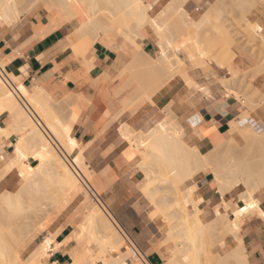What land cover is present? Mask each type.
<instances>
[{
  "label": "bare ground",
  "instance_id": "1",
  "mask_svg": "<svg viewBox=\"0 0 264 264\" xmlns=\"http://www.w3.org/2000/svg\"><path fill=\"white\" fill-rule=\"evenodd\" d=\"M41 1L47 3L49 11H61L69 19L77 17L80 26H78L72 37L75 40L78 39V42H74L73 40L75 44L72 45V48L79 56H82L89 50L92 44L100 37L110 40L122 33L112 23L98 19V13L102 9L99 8L101 7L100 5H103V9L113 14L114 17H117L124 26H132L133 24L135 30L129 33L132 37L139 36L134 38L142 39L139 31L146 29L155 43L156 57L153 58L143 52H138L139 54L132 58L133 61L129 62L130 65L125 66L128 67L126 72L132 76L134 75V77L142 71L151 74L152 72H160L159 75L161 74L164 78L162 81L165 82L164 84L181 79L183 85L186 87L201 89L202 86L200 87L195 80H192L183 71L181 72L182 69L180 70V68L183 65V59L180 55H185L193 68L201 69L204 66L203 60L206 55L211 53L209 50L212 47H218L217 51L219 53L216 50H212V52H216H214L216 57L213 53L211 54V57L214 56L212 59L215 58L216 66L218 64V67L224 69L227 67L229 71L228 75L231 76L230 78H223L221 83L219 82L220 86L228 91L230 95H234L235 93L234 85H237V87H240V84L244 85L243 83L251 80L256 72L257 74L258 72L261 73L260 70L264 73L263 59V61L261 60L263 66L261 68L259 66L260 70L258 69V71H255L257 69L255 68V72H240L239 69L233 66L231 59L234 57V54L230 48L233 44V36L225 33L222 27L220 31L217 29V38L211 39L213 36L211 37L206 34L221 19L223 10L229 0H216L197 20H192L183 11L182 4L185 0H179L178 14L173 11L175 7L172 6L178 0H170L169 4V0H155L151 4H146L143 0ZM24 2L28 1L24 0ZM36 2L37 0H35ZM26 4L21 8L23 9ZM31 4L30 2L28 6L32 7L33 4ZM25 9L28 11V8ZM20 11L15 0H0V26L14 25L23 12V10L21 13ZM254 13L256 14L257 12L252 11V14ZM158 15L163 19H157ZM253 19L255 23L252 26L249 23L250 20L248 21L251 29H249L248 25L249 28H247L245 35H247L246 37L249 42L258 40L259 49L257 51L259 50L258 53L260 55L256 54L258 55L256 58L260 60L263 56L262 52H264V36L262 35L264 34V16H253ZM219 33L222 34L221 41L218 40L219 36L221 38ZM206 35L210 39L208 37L205 38ZM252 43L254 44V42ZM224 45L225 51L222 53L223 50L221 52L220 50L224 48ZM220 46H222L221 49L219 48ZM125 67H123V70ZM248 72L254 74L251 75L249 73L248 75L252 78L249 76V79L246 78L248 81H246L244 76L247 77L248 75L246 76L244 73ZM240 75L244 78V82L242 79H238ZM162 77L161 79H163ZM239 80H241L240 83ZM151 81L153 82V79ZM126 91H128V96L124 102L126 104H134V107H139L146 102H150L157 89L151 88L148 84L137 80V85H123L120 92ZM68 95L66 96L69 97L72 94ZM72 97L74 98V95ZM234 97L236 98V96ZM248 101L247 103L244 101L243 104L246 105L249 112L243 113L239 121L229 123L226 140L232 136L245 135L248 141H251V149L254 146L258 147L254 148L258 149L256 158L248 162L243 161L238 163L234 160L230 165L227 164L222 168L216 165V172L212 174L217 191L221 196H224L230 190L242 186L245 190L241 195L238 194V196L240 195L238 199L244 202L245 207L253 202L256 204V208H249L245 212H240L233 219H228L226 215L216 214V218L207 221L198 210V205L202 202V199L197 195L196 188L186 187L179 189L178 187L186 179L193 177L204 169H209L207 160L192 147L194 141L196 142L201 139L202 130L200 127L189 123V125L193 126L194 131L192 135L187 136L181 125L173 121L170 115H166V119H163L164 121L151 128L147 133L135 132L129 125H124L120 128L119 135H121L125 142V148L121 152L124 154L123 158L125 156V158L131 161L132 165H136L148 179V185H145L146 187L142 192L146 197H150L155 208L150 214V218L157 225L159 231L166 235L164 245L171 241L175 244L170 257L163 264H248L247 255H245L243 244L239 237L241 218L253 213H257L262 219L264 218V215H261L262 211L259 208L258 202L253 197L257 190L264 187V134L254 128L242 125V123H246L245 120L249 119V113L253 112L254 102L253 100L252 102H250L251 100ZM53 104L42 89L34 88L29 90L19 79L8 74L3 64L0 63V117L6 115L10 119L9 128L0 127V143L3 139H8L13 134L17 135L13 143L12 157L6 160H4V157H0L3 161L2 169H0V179L12 171H16L18 177L22 180L21 187L15 193H0V211L2 212L0 214V264H49L47 263L48 252L51 250L55 234L45 235L43 240L30 252L26 259H22L17 251L23 244L24 239L38 227L40 220L33 224L25 223L24 229L13 226V228L7 229L11 219L22 210L24 203L23 196L28 195V202L33 207L34 217H36V213L40 212L42 209L40 207L43 206L36 208L38 205H36V201L39 202V200L34 196L40 180L43 179L42 183L51 186L49 194L45 199H48L53 205H56L69 194L75 192L81 184L87 187L85 189L87 194L91 195V197L93 194L90 190V187L93 190L91 185L92 179L86 175L89 169L84 162L81 151L78 150L79 152H76L79 149V145L74 139V135H72V124L75 120L76 112L71 109L72 116L65 121ZM68 105L72 108L71 103ZM68 105L66 104L65 106ZM17 147L20 149L19 155L17 154ZM74 152L77 154L70 158ZM32 160L37 164L36 168L30 164ZM156 169H159L160 172L158 173ZM168 170L172 173V176L174 175L173 179H169L171 175H167ZM170 188L172 193L168 192L167 194L166 192ZM164 190L169 198V193H171L172 198L163 197L157 199L154 197L155 194ZM94 203L95 205L92 206L86 204L91 207L87 209L86 216L72 233V239L76 243L77 248L68 251V255L71 258L70 264H148L118 226L114 218L108 213V210L102 204L96 203L95 200ZM223 206L225 207V204ZM173 219L176 220L174 225L167 224L166 220ZM9 226L11 225L9 224ZM214 233L219 235V239L216 237V241L220 240L223 236H232L235 240V245L223 255L218 253L217 255L213 254L211 249H209L211 246L206 247L207 244L204 246L200 238L205 235L208 236V234L211 236ZM222 241L224 240L219 241L218 244ZM88 244L90 247H95L94 252H91L90 247L87 248Z\"/></svg>",
  "mask_w": 264,
  "mask_h": 264
},
{
  "label": "crops",
  "instance_id": "2",
  "mask_svg": "<svg viewBox=\"0 0 264 264\" xmlns=\"http://www.w3.org/2000/svg\"><path fill=\"white\" fill-rule=\"evenodd\" d=\"M27 1V4L24 1L17 4L20 13L22 10L23 12L14 25L0 26V63L8 74L19 79L29 90L42 89L54 104L62 108L64 119L69 118L71 109L75 110L72 135L79 145L76 152L81 151L91 172L95 194L146 262L163 264L170 257L172 247L163 244L165 235L150 218L154 208L142 192L148 185V179L136 165H132L125 156L123 158L124 154L121 152L125 148V142L119 135L120 128L129 125L135 132L147 133L163 121L166 110H169L187 136L193 134V126L201 128V139L195 142V146L200 153L207 154L225 142L229 122L237 121L249 109L220 86L221 80L228 75L224 68L215 69L216 79L220 83L214 81L210 84L207 93H203L205 90L202 88L188 89L180 79H176L166 83L153 95L150 102L132 110L124 109L123 102L128 91H120L130 80V74L126 72L128 67L125 66H129L132 58L140 52L150 57L155 55V44L150 33L146 29L140 30L142 39L125 32L110 40L100 37L89 50L79 56L72 48L76 42L72 36L79 26L77 17L69 19L61 11H49L46 2L35 3V0H30L32 4L35 3L30 7V2ZM143 1L151 4L155 0ZM215 1L185 0L182 9L192 20H197ZM169 2L170 0L168 4ZM24 3L26 6L22 9ZM258 7L264 11V2L258 4ZM234 56V65L239 70L248 71L257 67V61L249 51L237 49ZM186 74L189 75L188 72ZM189 77L193 80L190 75ZM194 80L198 84L202 83L201 77ZM254 83L264 95V73L256 77ZM69 102L72 108L68 105ZM194 113L196 114L191 118ZM251 113L242 125L263 129L264 100L256 104ZM7 121L6 115L0 117V127H6ZM16 136L13 134L0 144V157H4V160L12 155ZM2 162L0 158V169ZM30 164L36 163L32 160ZM212 174L211 169H204L186 179L182 187L196 188L197 195L202 199L198 210L207 221L216 218L218 213L233 219L241 208H245L244 202L238 199L245 189L240 186L221 196ZM21 185L22 180L17 172L12 171L0 179V193H15ZM78 197L79 194L76 193L68 195L40 223L18 248L20 257H27L45 235L55 234L47 263H71L68 251L73 250L76 243L69 238L84 213L77 202ZM253 197L260 210L264 211V187L257 190ZM263 219L257 213L241 218L239 237L248 264H260L264 260ZM67 240L69 241L65 243ZM234 245V238L227 236L225 245L219 247V251H229Z\"/></svg>",
  "mask_w": 264,
  "mask_h": 264
},
{
  "label": "rangeland",
  "instance_id": "3",
  "mask_svg": "<svg viewBox=\"0 0 264 264\" xmlns=\"http://www.w3.org/2000/svg\"><path fill=\"white\" fill-rule=\"evenodd\" d=\"M21 1H24V0H15L16 2V5L21 2ZM37 1H41V0H37ZM249 1L248 3L244 0H229L228 3L226 4V7L225 9L223 10V13H222V16H221V19L217 22L216 26L214 28H212L211 30H209L206 34L210 35L212 38L211 39H214V38H217L218 35V30L220 31V28L222 27V29L224 30L225 33H227L228 35H232L233 38H232V41H233V44L230 46L233 54H234V51L237 50V49H244L245 51H249L250 55L256 59L257 61V69H255V71H258V69L260 70V68L263 66L262 64L264 63V52H262V57L261 59L259 60L258 58H256L258 55L256 54H259L257 49H259V42L258 40H253L252 42H254V44L250 41L247 40V35H245L247 33V28H249L251 25L253 26V23L254 22V19H253V16H264V11H261L258 7V4H262L264 2V0H247ZM251 1V2H250ZM179 2V3H178ZM176 2H174L173 4H175ZM174 6L173 8V11H175L176 14H178V10H179V4H180V1L178 0L177 3ZM101 7L99 8H102L99 13H98V19L99 20H103V21H106V22H110L113 24V26L117 27L121 32H125V33H130L132 32L133 30H135L134 28V25L132 24V26H124L123 23L121 24V22L117 19V17H114L113 14H110L109 12H107L105 9H103V5H100ZM171 6V7H172ZM259 10L261 11L259 13ZM252 11H256L257 13L255 14H252ZM172 12V11H171ZM163 17V15H162ZM157 19H163L161 17H159V15L156 17ZM250 20V21H249ZM248 21L250 24H248ZM220 24V25H219ZM123 25V26H122ZM249 25V27H248ZM80 26V25H79ZM219 28H218V27ZM239 28V29H238ZM251 29V27L249 28ZM248 29V30H249ZM213 30V31H212ZM227 30V32H226ZM211 31V32H210ZM230 32V33H229ZM221 33V32H220ZM219 33V34H220ZM238 33V34H237ZM241 35H240V34ZM121 34V33H120ZM206 35V37H208L210 39V37ZM217 35V36H216ZM221 35V38L219 36L218 40L221 41L222 39V34ZM226 35V34H225ZM236 35V37H235ZM242 37H240V36ZM263 35V34H262ZM131 36V35H130ZM134 37H139V36H134ZM246 37V38H245ZM225 38V37H224ZM223 38V39H224ZM237 38V39H236ZM254 38V37H252ZM227 39V38H225ZM216 40V39H215ZM238 40V41H237ZM213 41V40H212ZM223 41V40H222ZM76 42H78V39L76 40ZM224 42V41H223ZM222 42V43H223ZM244 42V43H243ZM210 43V42H209ZM215 43V42H214ZM221 43V42H220ZM220 43H218L220 45ZM227 43V42H225ZM247 43V44H246ZM249 43V44H248ZM251 43V44H250ZM155 44V43H154ZM246 44V45H245ZM216 45V44H215ZM222 45V44H221ZM226 45V44H225ZM225 45H224V48L221 49L222 46H220L219 49L220 52L222 51V53L225 51ZM209 47V46H208ZM156 48V46H155ZM218 47H212V49L210 48L209 51H211L210 54L206 55V57L204 58V66L201 68V69H195L192 67V65L187 61L185 55H180V57H182L183 59V65L182 67L180 68L181 72L183 71V73H187L193 78H199L201 77L202 79V83L200 84L199 83V86L201 87L202 86V89H204L205 91L203 93H207V89L209 88V85L212 84L214 81H218V79H216V73H215V69H219L220 67H218V64L216 66V63H215V58L212 59L214 56L216 57V55L214 54L215 51L212 52V50H218L217 49ZM249 48V49H248ZM256 48V50H254ZM207 49V47H206ZM251 50V51H250ZM255 54H254V52ZM218 52V51H217ZM214 54L213 57H211L212 55L211 54ZM216 53V52H215ZM219 53V52H218ZM218 53H217V57H218ZM220 53V54H222ZM260 55V54H259ZM208 56V57H207ZM153 58L156 57V53L154 56H152ZM211 57V58H210ZM234 58L235 56L231 59L232 63H233V66L234 65ZM206 59V60H205ZM263 59V60H262ZM261 60L263 61V63L261 62ZM262 63V64H261ZM260 66V68H258ZM218 67V68H217ZM236 67V66H235ZM237 68V67H236ZM184 69V70H183ZM238 69V68H237ZM254 69L252 70H248V71H254ZM187 70V71H186ZM226 70H227V67H226ZM228 71V70H227ZM261 73L257 72L255 73V75H253V78L248 75L249 73L251 74V72H248V73H244L247 77L244 76L245 80L248 81L249 79V76L252 78L251 80H249L246 84L243 83L244 85L240 84L241 86L240 87H237V85H234V95L233 96H236V99L239 101V102H244L247 103L248 100H251L250 102H252L253 100V104L254 106L256 104H259L261 103L263 100H264V95L262 94L261 90L259 87H257L254 83V80L256 79V77L260 76L263 72L262 70H260ZM240 72H247V71H242L240 70ZM148 73V74H147ZM158 73V74H157ZM160 72H152L149 73V72H140L138 73L135 77L134 75H130V80H128L127 83H125L126 85H129V84H134V85H137V80H140L141 83H144V84H148L149 86H151V88H155L157 89V92L165 85L164 83L165 82H162L164 80V78L161 76V74L159 75ZM229 73V71H228ZM129 74V73H128ZM156 74V75H155ZM240 74V73H239ZM242 74V73H241ZM254 74V73H252ZM251 74V75H252ZM163 79H161V77ZM255 76V77H254ZM137 77V79H136ZM231 76L230 75H227V78H230ZM160 78V79H159ZM241 77V75L239 76L238 79H244ZM248 78V79H246ZM153 79V82L151 81ZM136 80V81H135ZM181 80V79H180ZM243 80V82L245 81ZM182 81V80H181ZM238 81V80H237ZM241 80H239V83H240ZM130 82V83H129ZM129 83V84H128ZM168 83V82H167ZM198 83V82H197ZM154 84V85H152ZM236 84V83H235ZM159 85V86H158ZM237 88H236V87ZM188 89H195L193 87H186ZM195 90H199V89H195ZM156 92V93H157ZM228 92V91H227ZM229 93V92H228ZM227 93V94H228ZM155 94V93H154ZM230 94V93H229ZM236 94V95H235ZM128 96V94H127ZM125 103V102H124ZM249 103V101H248ZM256 103V104H255ZM245 105V104H243ZM54 107H56V109L58 110V112H60V115L62 117V108L56 104H53ZM131 106V107H130ZM134 104H126L123 106L124 109H132L134 108ZM246 106V105H245ZM253 106V105H252ZM253 106V107H254ZM196 114V113H195ZM195 114H192V116H194ZM166 115H170L172 118H173V121L176 122L175 120V117L173 115V113H171L169 110H166ZM72 116V114H70L69 118ZM191 116V117H192ZM8 118V117H7ZM241 118V117H240ZM240 118L237 120L239 121ZM68 119H64L65 121H67ZM166 118H164L165 120ZM163 120V121H164ZM237 121H234V122H237ZM232 122V121H231ZM229 122V123H231ZM10 126V119L8 118V121H7V125L6 127L9 128ZM264 129V128H263ZM257 130V129H256ZM262 130V129H261ZM261 130H257L258 132H260ZM193 141V140H191ZM250 140L248 141L247 137L245 135H239L237 137H231L229 138L228 140H226L225 142H223L222 144H220L219 146H217L216 148H214L213 150H211L210 152H208L207 154H202L199 152V150L196 148L195 146V141L192 143V147L199 153V155H201L202 157H204L207 162H208V168L211 169L212 173L215 174L216 172V165H219L220 168L226 166L227 164L230 165L234 160L238 162H248V161H251L253 158H256V154L258 153V149H254V148H258V147H252V149L250 148L251 147V144H250ZM2 143V142H1ZM0 143V144H1ZM256 143V142H255ZM260 149V148H259ZM13 155V154H12ZM12 155L9 157L11 158ZM73 155L70 156V158H72ZM34 168L37 167V164L33 165ZM150 170V169H149ZM88 171V170H87ZM155 171V170H154ZM156 171L159 173V169H156ZM155 171V172H156ZM91 173V172H90ZM89 173V171L86 173L87 177L92 179V176L91 174ZM171 175L169 179H173L174 178V175L172 176V173L169 172V170L167 171V175ZM145 175V174H144ZM44 180H40L39 184H38V187H37V192L34 194L35 198L38 201H36V205L38 208V206H43V207H40L42 208L40 210V212L36 213V217L37 219H35L36 217L33 216V207H31L29 205V202H28V195L27 196H23L24 198V203H23V207H22V210L16 215L14 216L12 219H11V222L8 223V227L7 229H11L13 227H17L19 229H24L25 228V223H29V224H33L35 223L36 221L40 220V223L41 222H44L45 219L48 217V215L64 200H61L59 201L56 205H53L52 202H50L48 199H45L47 197V195L49 194V191H50V188L51 186L49 184H44L42 183ZM92 185V183H91ZM93 187V185H92ZM179 189H182L184 187H182V184H179L178 185ZM167 191V190H166ZM164 192V193H163ZM163 192H158L157 194L154 195L155 198L157 199H161L163 197H168V195L165 194V190ZM168 192H171V188L166 192L168 194ZM73 193H76V194H79V197H78V200L77 202H79L80 204V207L81 209L84 211V213L81 215V221L83 220V218L86 216L87 214V209H89L92 205H95L94 203V199L91 197V195L87 194V192L81 187V185L78 186L77 190ZM172 193V192H171ZM169 193L170 195V198H172V194ZM165 194V195H163ZM70 195V194H69ZM68 197V196H67ZM66 197V198H67ZM65 198V199H66ZM149 199V202L151 203V205L153 206L154 208V205L152 204V201L150 199V197H147ZM167 198V199H168ZM169 198V199H170ZM45 199V200H44ZM171 201V200H170ZM41 203V204H40ZM40 204V205H39ZM91 205L90 207L87 206V205ZM35 205V206H36ZM35 208V209H36ZM155 209V208H154ZM0 214H2V212L0 211ZM169 218V217H168ZM80 221V222H81ZM167 221V224H175L176 223V220L173 219V220H166ZM9 224L11 226H9ZM7 225V224H6ZM40 225V224H39ZM38 225V226H39ZM13 226V227H12ZM37 228V227H36ZM6 229V228H4ZM7 231V230H6ZM219 234V233H218ZM31 235V234H30ZM29 235V236H30ZM165 235V234H164ZM216 235V236H215ZM221 235V233H220ZM28 236V237H29ZM209 236V237H208ZM208 236H204L202 238H200L202 244L205 246L206 244V247H209V249H211V252L213 254H220V255H223L225 253H227L228 251L227 250H223V251H219V247H223L225 245V237L227 236H223L220 238V240L216 241L217 239H219V235H217V233H214L210 236V234H208ZM27 237V238H28ZM211 237V238H210ZM216 237H218L216 239ZM25 238L24 241L27 239ZM207 238V239H205ZM208 238H209V241H208ZM165 239H166V235H165ZM43 240V239H42ZM69 240H72V234L69 238ZM69 240L65 241V243H67ZM221 240H224L222 242H220L218 244L219 241ZM23 241V242H24ZM207 241V242H205ZM213 243H212V242ZM165 242V241H164ZM216 242V243H214ZM212 243V245H210ZM164 244V243H163ZM169 245H171L172 247V250L174 249L173 247H175V244L173 241H171L170 243H167ZM209 244V245H208ZM214 244V245H213ZM85 245V244H84ZM86 247V245H85ZM90 247V245L88 244L87 245V248ZM77 248V245L74 249ZM73 249V250H74ZM232 249V248H231ZM230 249V250H231ZM90 250L91 252H94L95 251V247L91 246L90 247ZM221 252V253H220ZM171 254V252H170ZM22 259H26V257H21ZM100 264V263H99Z\"/></svg>",
  "mask_w": 264,
  "mask_h": 264
},
{
  "label": "snow or ice",
  "instance_id": "4",
  "mask_svg": "<svg viewBox=\"0 0 264 264\" xmlns=\"http://www.w3.org/2000/svg\"><path fill=\"white\" fill-rule=\"evenodd\" d=\"M169 47H171V45H169ZM66 131H67V129H66ZM261 133L264 134V129L261 130ZM17 154H18V155L20 154V149H19V147H17ZM21 175H23V173H21ZM249 208H252V209L256 208V204L253 202V203H250V204L246 205L245 208H241V209L238 211L237 215H239L240 212H245V211H247ZM218 214H219V213H218ZM261 215H264V211L261 212ZM262 251H264V249H262ZM260 264H264V260H262V261L260 262Z\"/></svg>",
  "mask_w": 264,
  "mask_h": 264
},
{
  "label": "built area",
  "instance_id": "5",
  "mask_svg": "<svg viewBox=\"0 0 264 264\" xmlns=\"http://www.w3.org/2000/svg\"><path fill=\"white\" fill-rule=\"evenodd\" d=\"M81 187L85 190V189H87V187L84 185V184H81ZM89 190V189H88ZM90 190L92 191V198L95 200V202L96 203H98V204H102L101 203V201H100V199H99V197L95 194V192H93V190H92V188L90 187Z\"/></svg>",
  "mask_w": 264,
  "mask_h": 264
}]
</instances>
